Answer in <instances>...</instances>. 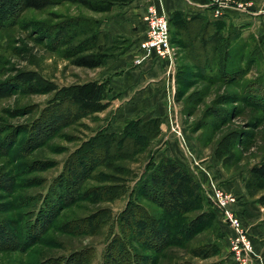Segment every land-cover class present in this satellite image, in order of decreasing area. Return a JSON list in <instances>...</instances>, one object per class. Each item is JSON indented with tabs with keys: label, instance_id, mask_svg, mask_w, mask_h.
Masks as SVG:
<instances>
[{
	"label": "rangeland",
	"instance_id": "obj_1",
	"mask_svg": "<svg viewBox=\"0 0 264 264\" xmlns=\"http://www.w3.org/2000/svg\"><path fill=\"white\" fill-rule=\"evenodd\" d=\"M203 1L209 3L205 17L210 22L223 23L224 33L240 31L250 61L247 74L238 83L205 78L195 57L208 48L191 46L190 40L181 45L169 24L176 63L174 78L169 79L171 86L176 85L175 92L169 94V101L176 107L167 111L168 124L163 121L161 136L133 161L96 168L82 187L83 197L65 205L52 227L34 240L27 236L30 224L69 157L84 153L103 131L120 134V113L110 103L102 112L76 119L75 110L61 103V89L94 81L101 67L75 65L60 45L59 26L80 18L103 22L116 11L100 14L71 2L23 12L17 0L4 6L0 14L4 16L0 19V264H120L110 254L118 249L121 239L127 242L131 234L127 226L126 230L122 228L120 215L149 161L153 158L158 163L169 157L187 170L176 142L161 143L165 134L180 140L184 153L200 171L201 179L192 175L202 188L206 185L237 198V205L229 208L240 216L252 241L254 263L264 264V189L246 188L251 168L264 161V14H257L264 10V0ZM240 4L246 10L237 7ZM217 11L220 14L215 15ZM132 44L133 40L125 35L109 41L115 53H126ZM24 73H36L42 79L25 82L21 78ZM211 73L217 76L216 68ZM59 112L69 122L54 131H40L46 119ZM120 183L128 190L122 197ZM104 187L114 189L108 199L99 194ZM61 190L56 187L54 194ZM141 203L153 214L162 213L150 202ZM205 205V211L215 213L216 226L212 223L186 246H172L158 255L133 242L135 253L157 258V264H235L226 229L232 235L234 231L223 222L211 200ZM201 213L190 212L187 218ZM13 230L20 231L15 245L22 246L19 250H12L13 240L6 234ZM211 245L219 246V255L204 258L195 253Z\"/></svg>",
	"mask_w": 264,
	"mask_h": 264
},
{
	"label": "trees",
	"instance_id": "obj_2",
	"mask_svg": "<svg viewBox=\"0 0 264 264\" xmlns=\"http://www.w3.org/2000/svg\"><path fill=\"white\" fill-rule=\"evenodd\" d=\"M9 1L0 0V14ZM134 1L17 0V3L21 12L29 9L42 10L50 5L71 2L80 4L95 13L109 14L115 7L128 6ZM1 15L0 19H4ZM101 24L102 21L98 19L80 18L59 26L62 37L60 45L65 48L66 56L73 59L75 65L96 69L102 67L106 60L117 59L125 53V51L120 53L113 51V46L109 45L111 38L101 31ZM169 24L180 38L181 45L188 44L190 40L191 46L195 44L197 48L199 46L208 48V51L201 52L195 57V63L199 65L205 78L238 83L244 74H247L250 61L247 60L249 56L246 53L247 46L241 40L240 31L229 30L224 33L225 26L220 21L210 22L201 14L188 18L182 11H174L169 15ZM77 40L80 41L75 42ZM214 68L217 70V76L211 73ZM179 77L180 73L178 80ZM21 78L25 82L42 79L36 73H24ZM54 86L57 88L55 84ZM110 90L108 81H91L73 85L61 89L59 95H62V102H60L68 103L72 110H75L76 119L106 110L109 107L107 98ZM67 122L69 118L62 119L60 112L58 115L54 113L40 126V131H44L43 133L54 131ZM162 124L163 120L160 118L148 121L129 120L122 133L103 131L99 137L96 136L98 138L91 140L89 148L84 153L72 154L65 163L63 173L54 182L43 208L30 224L28 238L34 240L40 237L45 230L52 227L53 220L56 219L59 211L65 209V205L72 204L77 198L83 197L82 187L96 168L108 166L112 162L135 160L161 136ZM97 140L100 142L98 143ZM249 175L246 181L248 190L264 189V161L253 166ZM56 187L63 190L54 194ZM113 190L112 187H104L99 194L102 198L108 199ZM127 192L128 190L120 183V197ZM52 195H55L54 199L51 198L49 201ZM206 197L200 183L178 161L163 157L160 162L155 163L152 158L146 166L145 174L137 179L134 188L130 191L128 206L120 215L122 228L124 230L127 228L131 232L130 238L127 242L121 239L120 243H117L118 249L110 254V258L116 263L120 260V264H145L147 261L157 264V258L137 255L133 242L156 255L172 246H186L212 223L216 226L215 213L210 210L205 211V202L209 199ZM143 201L154 204L162 210V213L153 214L141 203ZM198 210H202L200 215L192 219L187 218L190 212ZM124 225L127 227L124 228ZM6 232L13 240L10 246L12 250L21 249L22 246H15L16 240H20V231ZM1 235L0 230V238ZM195 253L198 256L210 258L219 255L220 248L217 245H211L207 249L196 250Z\"/></svg>",
	"mask_w": 264,
	"mask_h": 264
},
{
	"label": "crops",
	"instance_id": "obj_3",
	"mask_svg": "<svg viewBox=\"0 0 264 264\" xmlns=\"http://www.w3.org/2000/svg\"><path fill=\"white\" fill-rule=\"evenodd\" d=\"M150 4H155L159 9H165L169 15L174 11H182L188 18L199 14L205 16L209 6V3L203 0H135L128 6L115 7L116 14L102 22L101 31L111 39L118 35H125L133 40L131 48L126 53L117 59L105 61L100 69L101 73L94 80L109 82L111 90L108 102L120 113V133L123 132L126 120L130 119L148 121L160 118L167 126V111L170 109L173 111L176 107L172 101H169V94L174 95L176 85L171 86L169 77L166 76V62L151 56L142 59L139 64L136 63L137 59L142 57L139 45L146 31L143 17ZM173 138L172 135L165 134L161 143L175 141L187 169L201 179L198 167L184 153L180 140ZM226 230L229 232L228 239H230L232 232Z\"/></svg>",
	"mask_w": 264,
	"mask_h": 264
},
{
	"label": "built area",
	"instance_id": "obj_4",
	"mask_svg": "<svg viewBox=\"0 0 264 264\" xmlns=\"http://www.w3.org/2000/svg\"><path fill=\"white\" fill-rule=\"evenodd\" d=\"M237 7L246 10V7L242 4ZM218 14H220V11L215 13V15ZM257 14H264V10L259 11ZM143 21L146 31L139 45V52L142 53V57L137 59L136 63H141L142 59L146 57L155 56L157 59L166 62L167 77L169 79L174 78L176 63L174 49L170 40L169 14L165 9H159L155 4H150ZM177 134L182 137L180 132H177ZM203 189L209 200L219 209L223 222L234 231V234L229 239V250L234 263L255 264L252 241L243 226L240 216L229 208L230 205H237V198L234 195L225 194L221 190L212 189L206 185H203Z\"/></svg>",
	"mask_w": 264,
	"mask_h": 264
}]
</instances>
